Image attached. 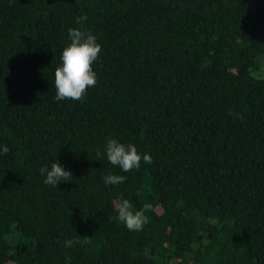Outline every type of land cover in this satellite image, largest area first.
<instances>
[{"label":"trees","instance_id":"trees-1","mask_svg":"<svg viewBox=\"0 0 264 264\" xmlns=\"http://www.w3.org/2000/svg\"><path fill=\"white\" fill-rule=\"evenodd\" d=\"M70 28L102 46L82 102L55 99ZM4 145L0 264H264V0H0ZM121 199L153 205L141 231Z\"/></svg>","mask_w":264,"mask_h":264},{"label":"clouds","instance_id":"clouds-1","mask_svg":"<svg viewBox=\"0 0 264 264\" xmlns=\"http://www.w3.org/2000/svg\"><path fill=\"white\" fill-rule=\"evenodd\" d=\"M87 19L86 16L78 17L77 24ZM68 36L71 43L63 49L61 54L62 66L55 69V89L57 101L72 100L83 101L90 87H95L97 83L96 73L93 71V64L97 61L102 51V46L97 42L95 35L85 33L80 28H70ZM10 148L6 145L0 146V152L9 153ZM106 156L111 165L119 167L123 172H130L133 169L139 170L141 160L144 163L152 164L149 154L141 156L135 145L123 144L116 139L109 138L106 143ZM41 176H45L44 183L57 188L61 182H69L73 177L70 170H65L60 163L54 162L48 167L39 169ZM127 179L123 175H106L104 183L106 185H119ZM118 219L130 231H141L149 223L146 212L153 210V205L145 203L140 210H133V204L128 199H121L116 204ZM85 242L90 243V239L85 237ZM78 241L68 240L65 246L71 247Z\"/></svg>","mask_w":264,"mask_h":264}]
</instances>
